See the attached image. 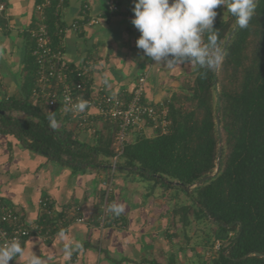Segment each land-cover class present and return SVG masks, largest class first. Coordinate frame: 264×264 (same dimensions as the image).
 <instances>
[{"label": "crops", "instance_id": "obj_1", "mask_svg": "<svg viewBox=\"0 0 264 264\" xmlns=\"http://www.w3.org/2000/svg\"><path fill=\"white\" fill-rule=\"evenodd\" d=\"M133 6V0H59V18L64 27L62 61L74 70L89 65L87 97L104 93L124 94L128 98L138 79L144 77V101L159 104L168 101L194 76L193 64L171 70L162 68L136 47L140 33L131 24ZM0 7L1 101L19 94L25 56L22 34L37 14L36 0H0ZM75 24L77 30L72 27ZM42 93L37 85L31 101L48 110ZM54 111L59 126L73 130L80 142L94 145L100 135L110 141L109 150L114 152L113 127L109 122L95 117L88 128L82 129L59 106ZM136 135L131 132L127 141ZM144 135L153 134L147 130ZM101 161L108 162L109 168L73 174L22 148L12 136L0 135V202L14 207L28 225L39 222L41 201H46L54 219L58 218L52 237L26 239L22 244L24 257H18L13 264H27L29 251L40 255L47 264H140L144 260L167 264L172 256L177 263H182L183 258L189 262L188 252L196 248L174 243L170 235L172 229L177 236L182 235L179 216L174 215L175 205L182 204L178 201L182 193L152 188L151 182L113 170V158ZM113 202L122 203L124 212L116 216L115 226L100 228L101 210ZM76 218L83 222H76ZM62 229L67 237L63 241L58 237ZM69 241L81 247L76 249L73 245L71 258L65 260L62 249Z\"/></svg>", "mask_w": 264, "mask_h": 264}, {"label": "trees", "instance_id": "obj_2", "mask_svg": "<svg viewBox=\"0 0 264 264\" xmlns=\"http://www.w3.org/2000/svg\"><path fill=\"white\" fill-rule=\"evenodd\" d=\"M43 1L36 0V6ZM58 6L59 0H48L42 10V24L54 51H61L64 32ZM215 11L214 29L222 48L236 23L227 9L225 13L221 7ZM230 22L235 24L230 26ZM37 28L38 21L34 19L22 34L25 56L19 94L0 101V135L12 136L22 148L68 168L73 174L108 169L109 163L101 159L115 156L109 150L110 141L98 135L94 145L82 143L64 125L53 131L47 117L49 112H55L57 119L56 111L32 103L38 68L31 32ZM224 53L222 65L230 69V89L222 86L216 93L220 80L214 70L209 72L193 65V85L190 89L183 85L181 91L187 92L194 109H183L178 95H173L164 102L170 120L167 132H156L151 137L143 131L134 132L137 135L130 142L127 137L114 169L151 182L152 188L181 192L189 204H176L174 215L179 216L183 231L192 221L191 213L197 221L204 219L216 227V239L223 238L216 242L218 250L210 260L195 264H264V0H256L249 26L236 28ZM13 113L24 118H15ZM216 113L227 143V153L222 146L219 162ZM112 127L114 139L116 127ZM217 166L213 178L187 190L212 175ZM116 219L110 213V223L117 224ZM110 223L107 227H111ZM216 243L210 247L214 249ZM140 264L158 263L144 260ZM167 264L178 263L172 256Z\"/></svg>", "mask_w": 264, "mask_h": 264}, {"label": "clouds", "instance_id": "obj_3", "mask_svg": "<svg viewBox=\"0 0 264 264\" xmlns=\"http://www.w3.org/2000/svg\"><path fill=\"white\" fill-rule=\"evenodd\" d=\"M133 4L131 24L140 33L135 43L144 56L169 70L187 63L209 72L218 69L225 58L214 29L215 9L223 6L235 18L237 27L245 29L256 8V0H133ZM65 100L68 102L65 112L84 113L89 107V101L83 97L75 103H71L70 97ZM47 119L50 129L55 131L59 127L55 112H49ZM108 211L118 217L124 212V205L113 202ZM58 237L61 241L66 239L65 230H60ZM73 245L76 249L81 247L69 241L62 249L65 260L71 258ZM24 255L18 237L0 243V264H9ZM27 264H47V261L29 251Z\"/></svg>", "mask_w": 264, "mask_h": 264}, {"label": "built area", "instance_id": "obj_4", "mask_svg": "<svg viewBox=\"0 0 264 264\" xmlns=\"http://www.w3.org/2000/svg\"><path fill=\"white\" fill-rule=\"evenodd\" d=\"M48 5V0H44L36 6L38 28L31 32L36 48L34 56L37 64V85L39 91H43L42 96L48 109L59 106L62 110L68 104L65 97L71 98V103H75L77 98L83 97L89 101V107L84 113L66 112L75 121L78 127L86 129L90 126L93 118L107 121L116 127L113 146L114 154L112 169L115 162L123 151L125 141L131 132L150 131L165 134L170 126L168 119V108L164 103L150 104L144 101V77L139 78L135 90L131 96L125 98L124 94L108 95L101 94L97 97H87L86 87L90 73L89 65H83L79 69H70L62 61V52L54 51L50 47V39L45 26L42 24V10ZM3 7H0L2 10ZM77 30V25L72 26ZM75 80H72L71 78ZM70 106V105H68ZM93 111V115L91 113ZM151 135V136H153ZM42 207L39 222L28 225L24 222L20 212L14 207L4 202H0V243L4 239L18 237L21 245L31 236L48 240L52 237L56 227L53 213L46 203L41 201ZM72 211V210H71ZM71 211L69 213H71ZM67 213V212H66ZM78 223L83 222L82 218H76ZM110 223V212L105 207L102 208L99 216V227L103 228ZM115 226V223H110ZM219 243L214 249L218 250ZM14 260L9 264H13Z\"/></svg>", "mask_w": 264, "mask_h": 264}, {"label": "rangeland", "instance_id": "obj_5", "mask_svg": "<svg viewBox=\"0 0 264 264\" xmlns=\"http://www.w3.org/2000/svg\"><path fill=\"white\" fill-rule=\"evenodd\" d=\"M221 10L223 11V13H225L226 11L224 7L221 8ZM223 19L227 21V16L223 15ZM233 23L234 22H230L229 25L233 26ZM216 74L220 80V84H217L216 93L220 92V89L222 86L226 87L227 89H230L231 85L229 84L230 81L228 80L229 75H230V69L224 68L223 65L221 64L220 67L217 69ZM193 78L194 76H190L189 79L183 83V85H185L186 88L190 89V87H192L193 85ZM175 95H178L179 104L182 106L183 109L187 111L194 109L193 104L190 101H188L189 95L187 94V92H185V90L181 91L180 89L179 91H177ZM214 100H216L215 96H214ZM13 116L15 118H20V119L24 118V115L19 114V113H13ZM220 136H221V147L223 146L225 153H227V143L225 140V136L222 134L221 130H220ZM179 198L180 199H178V201H182L181 202L182 204H184L185 202L188 203V200H186V197L184 195L179 194ZM190 219L192 220L190 222V225L187 227V229L182 231L181 233L182 235L180 237L177 236V234L174 232L175 229H172V233L170 234L173 236L172 240L174 243L180 242L182 245H187L189 247L196 248L193 252L192 251L188 252L187 257H188L189 262L186 263L183 258V262L182 263L178 262L179 264H195L197 262H200L201 260H210L216 251L215 249H212L210 247V244L212 242L216 243V242H221L223 240L222 237H220L219 239H216L215 237L216 227L215 226L206 222L204 219L203 220L200 219L199 221H197L192 215V213L190 214ZM208 241H209V245L207 244ZM226 241L227 240H224V242ZM198 243L202 244L203 248H200L201 246L200 247L196 246V244ZM198 249H199V252H197Z\"/></svg>", "mask_w": 264, "mask_h": 264}, {"label": "water", "instance_id": "obj_6", "mask_svg": "<svg viewBox=\"0 0 264 264\" xmlns=\"http://www.w3.org/2000/svg\"><path fill=\"white\" fill-rule=\"evenodd\" d=\"M237 25L234 27L233 31L228 35V37L226 38V41L222 47V50L224 51V49L226 48L230 38L232 37V34L234 33V31L236 30ZM214 73L216 75L217 73V69L214 70ZM216 86V85H215ZM215 123H216V130H217V134H218V151H217V162H219L220 160V156H221V151H222V147H221V136H220V122H219V114L216 113V117H215ZM218 172V166L216 167L215 172L212 175H208L207 177L203 178L201 181H199L198 183L194 184L193 186H189L187 188V190H190L191 188L200 185L202 182L208 181L211 178L214 177V175ZM256 257H262V255L258 254V253H254L253 254Z\"/></svg>", "mask_w": 264, "mask_h": 264}]
</instances>
